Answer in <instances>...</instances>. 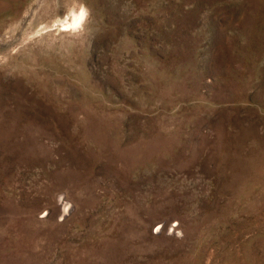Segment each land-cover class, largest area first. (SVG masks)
Returning <instances> with one entry per match:
<instances>
[{
    "label": "rangeland",
    "instance_id": "obj_1",
    "mask_svg": "<svg viewBox=\"0 0 264 264\" xmlns=\"http://www.w3.org/2000/svg\"><path fill=\"white\" fill-rule=\"evenodd\" d=\"M0 264H264V0H0Z\"/></svg>",
    "mask_w": 264,
    "mask_h": 264
},
{
    "label": "bare ground",
    "instance_id": "obj_2",
    "mask_svg": "<svg viewBox=\"0 0 264 264\" xmlns=\"http://www.w3.org/2000/svg\"><path fill=\"white\" fill-rule=\"evenodd\" d=\"M79 15V14H78ZM80 19V17H75L74 22H77ZM61 205V215H65L68 212V205L65 202L60 201Z\"/></svg>",
    "mask_w": 264,
    "mask_h": 264
}]
</instances>
